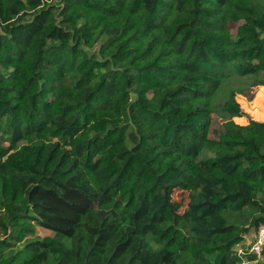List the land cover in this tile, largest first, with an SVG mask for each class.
Returning <instances> with one entry per match:
<instances>
[{"label":"trees","instance_id":"trees-1","mask_svg":"<svg viewBox=\"0 0 264 264\" xmlns=\"http://www.w3.org/2000/svg\"><path fill=\"white\" fill-rule=\"evenodd\" d=\"M261 86L264 0H0V264H251Z\"/></svg>","mask_w":264,"mask_h":264},{"label":"rangeland","instance_id":"rangeland-1","mask_svg":"<svg viewBox=\"0 0 264 264\" xmlns=\"http://www.w3.org/2000/svg\"><path fill=\"white\" fill-rule=\"evenodd\" d=\"M48 2L51 0H47ZM237 25V24H236ZM236 27V26H235ZM134 97V93H132ZM131 95V96H132ZM238 100L240 101L243 109H244V116L236 118V121L239 123H246L250 117L256 118L258 120L264 121V86L261 87H256L253 88L245 93L238 94ZM223 130V125H222V119L218 117L217 115L212 116V121L209 129V137H214L217 138L221 134ZM176 199L181 198L180 192H177L175 194ZM4 207L0 205V215L1 212L3 211ZM1 221V220H0ZM35 231V236L42 239L45 236H51L53 235V232L47 228H44L39 225H35L34 227ZM257 231L254 228L249 229L245 234H244V240L242 244L236 245L235 248L238 250H244L245 247H247L248 252L247 253H255L251 251L252 245L256 241L257 237ZM243 245V246H242ZM243 253V251H242ZM241 253V255H242ZM246 253V254H247ZM243 254V260L246 262H249L251 264L256 263L257 260H264V254L263 251L261 250L260 253L256 254L258 259L254 261H249L248 260V255Z\"/></svg>","mask_w":264,"mask_h":264},{"label":"built area","instance_id":"built-area-1","mask_svg":"<svg viewBox=\"0 0 264 264\" xmlns=\"http://www.w3.org/2000/svg\"><path fill=\"white\" fill-rule=\"evenodd\" d=\"M264 246V227H261L257 233L256 241L251 247V251L258 254L261 252ZM239 253H242V250H239Z\"/></svg>","mask_w":264,"mask_h":264}]
</instances>
